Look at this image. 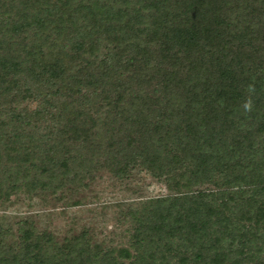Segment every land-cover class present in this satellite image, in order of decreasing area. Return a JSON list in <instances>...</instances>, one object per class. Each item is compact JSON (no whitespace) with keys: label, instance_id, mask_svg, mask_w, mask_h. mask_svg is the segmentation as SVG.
<instances>
[{"label":"trees","instance_id":"16d2710c","mask_svg":"<svg viewBox=\"0 0 264 264\" xmlns=\"http://www.w3.org/2000/svg\"><path fill=\"white\" fill-rule=\"evenodd\" d=\"M136 166L175 193L127 247L23 220L0 264H264V0H0V200Z\"/></svg>","mask_w":264,"mask_h":264},{"label":"rangeland","instance_id":"374dc122","mask_svg":"<svg viewBox=\"0 0 264 264\" xmlns=\"http://www.w3.org/2000/svg\"><path fill=\"white\" fill-rule=\"evenodd\" d=\"M83 183L81 188L68 187L55 194L21 193L0 200V225L11 231L6 245L18 243L17 224L29 220L37 230L58 239L86 230L92 241L103 247H127L133 228L129 210L175 193L167 179L154 177L140 166L122 179L99 169Z\"/></svg>","mask_w":264,"mask_h":264},{"label":"clouds","instance_id":"9594fccd","mask_svg":"<svg viewBox=\"0 0 264 264\" xmlns=\"http://www.w3.org/2000/svg\"><path fill=\"white\" fill-rule=\"evenodd\" d=\"M252 90V86H249V91ZM243 108L245 111H250L252 108V101L251 98H249L244 104H243Z\"/></svg>","mask_w":264,"mask_h":264}]
</instances>
